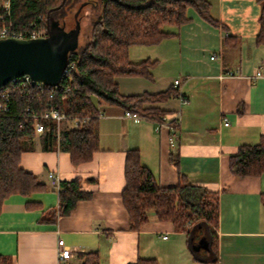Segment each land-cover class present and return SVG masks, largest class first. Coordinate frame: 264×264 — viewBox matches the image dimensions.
I'll list each match as a JSON object with an SVG mask.
<instances>
[{
  "label": "crops",
  "instance_id": "obj_1",
  "mask_svg": "<svg viewBox=\"0 0 264 264\" xmlns=\"http://www.w3.org/2000/svg\"><path fill=\"white\" fill-rule=\"evenodd\" d=\"M207 1L218 25L188 7L189 20L180 26L162 25L165 35L159 42L129 46L130 62L154 61L151 78H115L122 95L158 93L178 80L174 87L182 100L172 96L145 104L164 110L167 120L178 112L175 145L169 146L166 124L135 122L123 117L118 107L99 117V149L77 165L67 151L46 148L44 136L36 133L26 140L19 166L49 189L4 199L0 255L7 262L3 264H57L62 246L71 249L67 264H82L87 253H96L99 264H134L138 258H154L158 264H264V172L238 176L228 166L241 145L256 144L264 136V43L255 41L260 4ZM257 70L261 75L252 78ZM129 148H138L142 164L165 184L176 180L168 162V152H176L189 183L218 193L215 261L195 260L185 233L158 220L152 210L139 230L129 229L121 200ZM49 173L56 177L55 183ZM76 176L81 178L80 189L92 191L91 198L78 201L69 215L53 223L40 222L43 214L57 208L60 183Z\"/></svg>",
  "mask_w": 264,
  "mask_h": 264
},
{
  "label": "trees",
  "instance_id": "obj_2",
  "mask_svg": "<svg viewBox=\"0 0 264 264\" xmlns=\"http://www.w3.org/2000/svg\"><path fill=\"white\" fill-rule=\"evenodd\" d=\"M257 1L260 14L255 41L264 43V0ZM82 2L85 4L77 16L80 31L86 5L98 8L99 13L90 19L89 39L68 52L66 70L60 79L62 86L53 89L47 84L41 88L35 85L21 87L19 83L11 87V82L5 84L10 87L11 99L8 110L0 112V212L4 199L11 194L26 196L49 189L36 175L19 166L26 140L35 135L31 114H41L56 106L68 115L88 118L79 129L64 128L57 135L56 126L51 122L48 130L41 133L45 147L67 151L73 165L88 161L99 149L100 112L106 113L110 108L118 107L122 112L130 110L143 119L159 122L165 111L145 104L179 94V89L174 86L153 94H120L116 77H152L150 68L154 61L130 62L129 46L159 42L165 35L161 31L162 25L180 26L189 20L188 7L207 22L218 25L211 18L207 0H11L9 15L0 11V24L26 31L31 30L35 23L47 31L50 16L69 29L75 24L74 13ZM71 18L74 23L67 28V21ZM67 74L71 81L66 79ZM168 162L176 180L165 184L142 164L138 148L126 150L121 200L127 211L129 229L139 230L148 220V211L152 210L158 220L169 221L176 231L185 233L187 248L195 260L215 261L218 193L189 183L179 169L176 152H168ZM228 166L231 173L238 176H257L264 172V136L256 144L241 145L229 157ZM80 181L81 178L76 176L61 182L57 208L43 214L39 221L53 223L58 217L69 215L78 201L91 198L92 191L80 189ZM87 181L93 182L94 179ZM262 200L264 204V195ZM6 262L7 258L0 255V264ZM82 264H99L97 254H85ZM134 264L158 263L154 258H138Z\"/></svg>",
  "mask_w": 264,
  "mask_h": 264
},
{
  "label": "water",
  "instance_id": "obj_3",
  "mask_svg": "<svg viewBox=\"0 0 264 264\" xmlns=\"http://www.w3.org/2000/svg\"><path fill=\"white\" fill-rule=\"evenodd\" d=\"M82 2L69 29L49 16L47 35L36 38H0V87L22 75L47 85H57L67 64V54L78 46Z\"/></svg>",
  "mask_w": 264,
  "mask_h": 264
},
{
  "label": "built area",
  "instance_id": "obj_4",
  "mask_svg": "<svg viewBox=\"0 0 264 264\" xmlns=\"http://www.w3.org/2000/svg\"><path fill=\"white\" fill-rule=\"evenodd\" d=\"M10 6H11V0H0V11L4 12L6 16L9 15L10 12ZM47 35V31L45 28L33 24V28L31 30L21 31L18 30L15 27H12L10 25L1 23L0 24V38H7V37H13V38H36V37H44ZM211 58H214L212 55ZM70 64L69 66H71ZM66 67L62 73V75L65 73ZM229 75H232L233 72H228ZM261 75V72L257 70L252 78H257ZM62 77V76H61ZM66 79L68 81H71V76L66 75ZM9 82H11V87L14 86L16 83H19L21 87H27L35 85L36 88H41V86L44 84L42 82L34 81L27 75H22L19 77H15L11 79ZM178 80H175L173 83V86H177ZM51 88L55 89L58 87H61V83L57 85H47ZM10 87H6L5 85L0 87V112H6L8 110V103L11 99L10 94ZM65 90H68V87H65ZM177 97L182 100L181 93L177 95ZM28 107L26 108V112H28ZM103 115L102 112L98 114V117H101ZM32 118V126L34 128V133H42L45 130H48L50 127L49 124L54 123L56 126L57 135L59 134L61 129H69V128H75L79 129L81 128L84 123L88 120V118H77L71 115L66 114L64 111L59 110L58 107L53 106L49 107L46 111L42 112L41 114L33 113L31 114ZM123 117L130 118L131 120L137 122L140 119H143L141 116H139L137 113L132 112L130 110H124ZM178 112H176L175 116L171 120H167L164 116L161 121L158 123L166 124V126L169 129L170 136L168 137L169 146H174L176 143V134H175V124L178 122ZM224 124H228V121L226 118H223ZM167 121V122H166ZM171 123V124H169ZM158 129V127H156ZM49 178L52 183H55L57 181L56 177L49 173ZM166 237V236H164ZM71 256V249L68 246H62L58 252H57V264H67L68 259Z\"/></svg>",
  "mask_w": 264,
  "mask_h": 264
},
{
  "label": "rangeland",
  "instance_id": "obj_5",
  "mask_svg": "<svg viewBox=\"0 0 264 264\" xmlns=\"http://www.w3.org/2000/svg\"><path fill=\"white\" fill-rule=\"evenodd\" d=\"M98 13H99L98 8H93L90 5L85 6L83 15L81 17V31H80L79 40H78V43L80 45H82L83 43H85V41L89 39V36L91 33L90 19L91 17H95ZM67 23L68 24L66 26L70 27L74 23V21L71 18V20L69 19Z\"/></svg>",
  "mask_w": 264,
  "mask_h": 264
},
{
  "label": "flooded vegetation",
  "instance_id": "obj_6",
  "mask_svg": "<svg viewBox=\"0 0 264 264\" xmlns=\"http://www.w3.org/2000/svg\"><path fill=\"white\" fill-rule=\"evenodd\" d=\"M68 28V27H67Z\"/></svg>",
  "mask_w": 264,
  "mask_h": 264
}]
</instances>
